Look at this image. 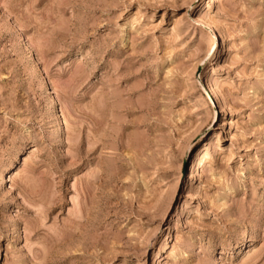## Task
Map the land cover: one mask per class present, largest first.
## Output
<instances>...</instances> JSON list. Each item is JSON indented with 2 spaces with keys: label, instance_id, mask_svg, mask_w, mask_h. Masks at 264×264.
Returning a JSON list of instances; mask_svg holds the SVG:
<instances>
[{
  "label": "rangeland",
  "instance_id": "rangeland-1",
  "mask_svg": "<svg viewBox=\"0 0 264 264\" xmlns=\"http://www.w3.org/2000/svg\"><path fill=\"white\" fill-rule=\"evenodd\" d=\"M1 173L0 264H264V0H0Z\"/></svg>",
  "mask_w": 264,
  "mask_h": 264
},
{
  "label": "bare ground",
  "instance_id": "bare-ground-1",
  "mask_svg": "<svg viewBox=\"0 0 264 264\" xmlns=\"http://www.w3.org/2000/svg\"><path fill=\"white\" fill-rule=\"evenodd\" d=\"M196 20H199V21H203L204 19H203V12H201V11H199L198 13H197V17H196ZM207 25H208V23H207ZM210 37L212 38V41L210 40V48H209V50H207L208 51V54L210 55V57L208 58V59H211V57H213V55H214V53H215V51H216V49H217V47H219L218 46V38L216 37V33L214 32V30H211V34H210ZM207 54V53H206ZM207 56V55H206ZM45 79V78H44ZM217 85H214V84H212L211 82H209L208 81V86H207V88H206V92H207V96H208V98L210 99V101L214 104V105H216V101H217V87H216ZM47 87V86H46ZM48 89V88H47ZM49 92V91H48ZM216 100V101H215ZM55 109V108H54ZM57 110V109H56ZM54 113V112H53ZM56 113V112H55ZM57 114V113H56ZM55 114V115H56ZM58 115V114H57ZM56 115V116H57ZM57 119H59V118H57ZM59 122H61V120L59 121ZM58 122V123H59ZM58 126H60V125H58ZM63 126V125H62ZM63 128V127H62ZM61 130V129H60ZM61 132V131H60ZM6 176H4V174L3 173H1L0 174V185L3 183V181H4V178H5ZM4 184V183H3Z\"/></svg>",
  "mask_w": 264,
  "mask_h": 264
}]
</instances>
